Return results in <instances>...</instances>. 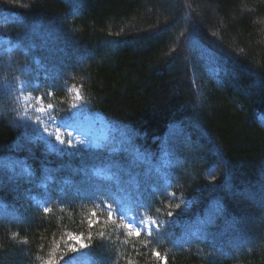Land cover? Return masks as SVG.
Wrapping results in <instances>:
<instances>
[{
	"label": "trees",
	"instance_id": "obj_1",
	"mask_svg": "<svg viewBox=\"0 0 264 264\" xmlns=\"http://www.w3.org/2000/svg\"><path fill=\"white\" fill-rule=\"evenodd\" d=\"M20 82L112 139L51 150ZM125 205L158 229L130 235ZM77 243L88 264H264V0H0V264Z\"/></svg>",
	"mask_w": 264,
	"mask_h": 264
},
{
	"label": "rangeland",
	"instance_id": "obj_2",
	"mask_svg": "<svg viewBox=\"0 0 264 264\" xmlns=\"http://www.w3.org/2000/svg\"><path fill=\"white\" fill-rule=\"evenodd\" d=\"M4 40V39H2ZM7 50L12 47L8 46ZM18 92L20 95L22 113L29 122H33L37 128L39 137L46 141L53 151L73 152L80 146H102L105 142L112 139V127L101 115H93L88 112L75 110L71 117L59 119L53 115V109H49L40 98H36L24 85L20 82ZM44 109V111H41ZM59 135L60 140L56 137ZM71 141V144L68 142ZM123 218L125 225L130 224L133 231L136 228L150 232L154 229V225L148 221L138 222L131 215L128 206L123 208ZM150 229V230H149ZM76 253L69 258L64 264H79L78 256L84 253L80 243L75 245ZM87 263V260L84 261Z\"/></svg>",
	"mask_w": 264,
	"mask_h": 264
},
{
	"label": "snow or ice",
	"instance_id": "obj_3",
	"mask_svg": "<svg viewBox=\"0 0 264 264\" xmlns=\"http://www.w3.org/2000/svg\"><path fill=\"white\" fill-rule=\"evenodd\" d=\"M47 107H48L49 109H51L53 106H52L51 104H48ZM41 111H44V109H41ZM56 139H57V140H60L59 135H57ZM60 142H61V143H64L63 140H60ZM68 143L71 144V141H69ZM109 207H110V206H109ZM177 207H179V205H177ZM46 211H47V210H46ZM93 215H95V214H93ZM110 215H111V214H110ZM169 215H171V213H169ZM95 222H98V221H95ZM90 223H94V222H93V221H90ZM153 223H154V222H153ZM128 227H129L130 229L132 228V226H131L130 224L128 225ZM149 230H150V229H149ZM133 232H134L135 235L139 236V235L141 234V229H140V228H136V229L133 230ZM133 232H130L129 234L131 235V234H133ZM101 235H103V234H101ZM71 239L76 240L77 242H80L82 238H81L80 236H71ZM81 247H87V245L81 243ZM76 250H77V249L75 248V246H72V247H71V251L75 252ZM154 254H155L158 258L160 257V253H159V252H156V253H154ZM47 264H55V261L49 260V261L47 262ZM164 264H167V258H166V257L164 258Z\"/></svg>",
	"mask_w": 264,
	"mask_h": 264
}]
</instances>
